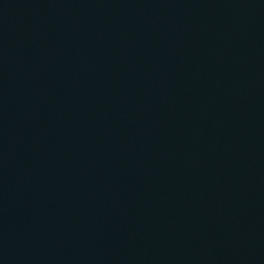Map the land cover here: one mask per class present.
<instances>
[{"label": "water", "instance_id": "water-1", "mask_svg": "<svg viewBox=\"0 0 264 264\" xmlns=\"http://www.w3.org/2000/svg\"><path fill=\"white\" fill-rule=\"evenodd\" d=\"M0 264H264V0H0Z\"/></svg>", "mask_w": 264, "mask_h": 264}]
</instances>
